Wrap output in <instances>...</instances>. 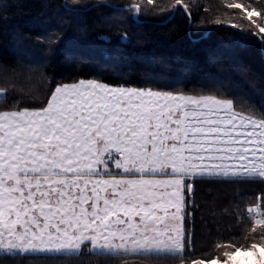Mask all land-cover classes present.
Segmentation results:
<instances>
[{
  "label": "snow or ice",
  "instance_id": "1",
  "mask_svg": "<svg viewBox=\"0 0 264 264\" xmlns=\"http://www.w3.org/2000/svg\"><path fill=\"white\" fill-rule=\"evenodd\" d=\"M75 2L66 10L106 8L120 23L124 14L137 23L180 17L189 33H202L193 43L231 22L264 49V0H221L211 14L201 13L197 0ZM62 33L36 38L44 56L55 59ZM224 46L221 38L217 47ZM159 63L149 80L163 86H113L98 77L53 81L38 105L21 97L0 110V257L70 260L90 246L93 255L134 257L136 264H233L237 253L264 249L258 242L240 248L232 239L242 231L264 240V199L235 203L228 228L214 225L200 247L195 229L198 184H264V110L242 106L232 92L233 69L208 75L196 91L174 87L181 81ZM16 77L15 68H3L0 98L17 92ZM201 224L208 228L203 215Z\"/></svg>",
  "mask_w": 264,
  "mask_h": 264
},
{
  "label": "trees",
  "instance_id": "2",
  "mask_svg": "<svg viewBox=\"0 0 264 264\" xmlns=\"http://www.w3.org/2000/svg\"><path fill=\"white\" fill-rule=\"evenodd\" d=\"M97 2L82 0L85 5ZM110 2L126 4L129 0ZM197 2L201 5V13L207 9L211 14L221 0ZM248 2L258 5L260 0ZM4 4L10 7L6 10L0 7V72L4 67L15 68L18 90L7 98H0V110L11 107L21 97L25 105H38L48 98L53 81L70 83L74 79L98 77L113 86H163L149 80L159 73L161 61L169 65L166 73L170 72L173 78L181 81L174 87L196 91L207 84L208 75L219 78V69H233L232 92L242 98V106L264 110V49L258 39L237 33L231 22L226 28L212 29L209 39L193 43L192 40L202 33H189L180 17L167 22L163 17H141L137 23L127 19L129 14H124L123 23H120V15L106 8L81 13L66 10L76 7L75 0H0V5ZM109 20L111 23L107 22ZM61 28L60 52L53 60L43 55L44 49L36 38ZM121 32L127 33L129 39H121ZM221 38L225 46L217 47ZM236 40L240 41L239 46ZM105 53L111 58L105 59ZM29 68L40 69L45 75L42 77L39 71L30 72ZM196 192V202L202 206L195 224L197 247H200L208 243V232L214 230V225L228 228L232 221L226 213L235 203L247 207L264 199V184L200 183ZM210 192L214 199L211 208L207 206ZM202 215L207 218L208 228L201 224ZM232 239L240 248H250L257 242L264 244V240H249L242 231ZM0 264H136V258L102 257L93 255L85 247L79 257L70 260L0 257Z\"/></svg>",
  "mask_w": 264,
  "mask_h": 264
},
{
  "label": "clouds",
  "instance_id": "3",
  "mask_svg": "<svg viewBox=\"0 0 264 264\" xmlns=\"http://www.w3.org/2000/svg\"><path fill=\"white\" fill-rule=\"evenodd\" d=\"M247 243V241H239ZM238 258H242L238 259ZM233 264H264V249L260 248L254 252H241L233 258Z\"/></svg>",
  "mask_w": 264,
  "mask_h": 264
},
{
  "label": "rangeland",
  "instance_id": "4",
  "mask_svg": "<svg viewBox=\"0 0 264 264\" xmlns=\"http://www.w3.org/2000/svg\"><path fill=\"white\" fill-rule=\"evenodd\" d=\"M88 247H90V246H86V249L88 250ZM260 248H257V249H253L252 251H258ZM238 259H241L242 260V258H238Z\"/></svg>",
  "mask_w": 264,
  "mask_h": 264
}]
</instances>
